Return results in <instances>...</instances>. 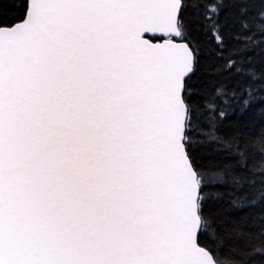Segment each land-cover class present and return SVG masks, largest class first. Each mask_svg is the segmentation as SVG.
Returning a JSON list of instances; mask_svg holds the SVG:
<instances>
[{"label":"snow or ice","instance_id":"1","mask_svg":"<svg viewBox=\"0 0 264 264\" xmlns=\"http://www.w3.org/2000/svg\"><path fill=\"white\" fill-rule=\"evenodd\" d=\"M0 264H264V0H0Z\"/></svg>","mask_w":264,"mask_h":264}]
</instances>
